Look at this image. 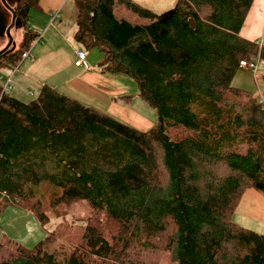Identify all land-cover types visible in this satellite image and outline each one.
Returning a JSON list of instances; mask_svg holds the SVG:
<instances>
[{
  "label": "trees",
  "instance_id": "obj_1",
  "mask_svg": "<svg viewBox=\"0 0 264 264\" xmlns=\"http://www.w3.org/2000/svg\"><path fill=\"white\" fill-rule=\"evenodd\" d=\"M253 3L175 0L159 21L134 0H76L74 39L101 51L102 73L129 75L157 119L139 129L47 84L27 103L0 94V214L15 204L46 228L33 247L0 240V264H146L151 251L264 264V235L233 219L247 189L264 195V106L232 84L241 60L264 63V43L242 35ZM13 4L23 40L0 72L39 37L37 0Z\"/></svg>",
  "mask_w": 264,
  "mask_h": 264
},
{
  "label": "rangeland",
  "instance_id": "obj_2",
  "mask_svg": "<svg viewBox=\"0 0 264 264\" xmlns=\"http://www.w3.org/2000/svg\"><path fill=\"white\" fill-rule=\"evenodd\" d=\"M142 4H145L157 11L160 10V4L155 0H135ZM2 5V3H0ZM4 8V6L2 5ZM47 4L43 2L42 14L34 13L32 10L29 14L27 25L32 26L41 35L42 43L37 39L30 48V58L25 59L18 70V73L12 77V90L9 94L18 98L22 102H29L38 97L41 87L47 84L61 93L67 94L81 101L82 103L92 106L101 112H106L114 117L128 122L139 129L146 130L156 122L157 114L156 110L142 100L137 94L136 82L127 74L116 73H100L108 81L104 82L100 86L87 84L82 81L79 85L78 81L73 80L72 72L69 69V57L68 47L70 40L75 46L81 47L87 54H90V58L93 61V69L98 67L99 59L102 57V53L97 48L86 49L78 44L74 39L75 19L77 15V7L74 0H68L66 6L59 11V18L62 22V27H59V18L51 19L49 10L46 9ZM2 10L5 12L6 21L10 22L11 13L5 8ZM115 17L117 19L126 18L130 21H145L138 18L135 14L127 9L115 8ZM39 16L41 26L34 23V16ZM264 17V15H263ZM23 28H12L11 35L13 41H15L16 49H19L23 40ZM64 35L63 40L59 37V34ZM46 36H51L47 39ZM259 40L264 43V19L263 30L257 36ZM69 38V39H68ZM6 35L0 36V50L7 42ZM35 58L34 63L30 64ZM61 63L64 65V70L61 73L56 65ZM30 64L26 68V65ZM9 68L1 70L2 73L8 74ZM258 70V71H257ZM256 73L254 74L250 69L240 68L232 79V84L237 87H241L247 91L254 93L258 88L264 91V81H260L259 73L264 72V63L260 62L257 66ZM258 74V75H257ZM26 75V76H24ZM256 79V81H255ZM257 82V83H255ZM53 85V86H52ZM258 85V86H257ZM56 86V87H54ZM74 87H76L74 89ZM16 90H21V94H17ZM27 210L15 204L8 205L0 214V240H13L19 242L25 247H33L40 239L45 236L46 228L42 226L39 220L29 214ZM79 212V213H78ZM79 215H86V209L79 210ZM240 213L234 215V219L239 223L248 227L251 230H256L264 234V224L252 221L249 217H246L247 221L241 220ZM68 220H71L70 216H67ZM60 219H51L50 226L56 225ZM162 255L156 252H147L144 254L146 264H159Z\"/></svg>",
  "mask_w": 264,
  "mask_h": 264
},
{
  "label": "crops",
  "instance_id": "obj_3",
  "mask_svg": "<svg viewBox=\"0 0 264 264\" xmlns=\"http://www.w3.org/2000/svg\"><path fill=\"white\" fill-rule=\"evenodd\" d=\"M155 1H158L159 4H160V6H159L160 7V10L159 11H157L155 9H152L151 7H148L145 4H142V3L138 2V1H136V2L140 3L141 5H143L145 7L151 8L153 11H155L157 13H161L164 10H166L167 8H169L171 6V4L175 0H155ZM13 2H16V1H11V0L8 1L9 5H11V6L14 5ZM43 2H45L47 4L46 9L49 10V13H52L54 11L63 9L66 6V3H68V0H37V4H38L39 8L38 9L31 8L29 10V12H28V17L30 15L29 13L32 10L35 11L34 13L42 14V12H44L43 11ZM74 3L76 4V0H74ZM0 6H2V5H0ZM263 15H264V0H254V3H253V5H252V7H251V9L249 11V14H248V16H247V18L245 20V23L243 25V28H242V35L244 37H246L248 39L257 40V41L261 42V44H262V41L259 40V38L257 36L263 30V19H264ZM50 16H51V14H50ZM58 16H59V13H58ZM58 16L55 17V18H59ZM33 18H34V23L36 25H38V26H41V23L40 22H38V23L36 22V20H39L38 19L39 16L35 15ZM54 19H53V21H54ZM10 20H11V18H10ZM9 23L10 22L7 21V24H9ZM58 23H59L58 26L59 27H62L63 24H62L60 18L58 20ZM28 28H30L32 31H36L37 32V30L35 28H33L32 26H30V25H28ZM75 31H76V23H75L74 34H75ZM46 37H47V39H50L51 36L50 37L49 36H46ZM59 37L63 40L64 35L62 33H60L59 34ZM40 38H41V36H40ZM40 38H38V39L42 43V40ZM65 41H68L69 44H70V47H68V57H69V63H70V68L69 69L72 72V77H74L73 80L78 81L79 82V85H80V83L82 81H85L87 84H92V85H95V86H100L104 82L108 81L103 75H101V74L98 73V72L102 73L101 70H100V68H99V66L96 67L95 70L90 71L91 69H93V61L90 58V54H87L86 52H85L86 53V62H85V65H83V66H76L74 64V59L76 57L75 51L76 50H83V49L81 47H79V46H75L70 40H65ZM33 43H32V45H33ZM78 44H80V43H78ZM35 60H37V58H35L30 64L34 63ZM30 64L26 65V68L24 70H27V67ZM56 68L62 73L63 70H64V65H62L61 63H58L56 65ZM241 68L242 69H248L247 67H243V66ZM24 76H26V75H24ZM259 79H260V81H264V72L261 71L259 73ZM255 81H256V79H255ZM255 83H257V82H255ZM54 87H56V86H54ZM75 88L76 87H74V89ZM12 89L13 88H11V90ZM259 92H262V91L258 88L257 93H256V91L254 93L258 94ZM16 93L17 94H21L22 92H21V90H16ZM236 213H240V214L244 215V216H241L240 217L241 220H243V221H247L246 220V217H249V219L252 220V221H248L249 223L250 222H257V221H259V222H261V223L264 224V195L262 193H260L259 191H256L254 189H247L244 192V194H243V196H242V198H241V200L239 202V205H238L237 209L235 210L234 215ZM233 219H234V216H233ZM234 221L236 223H238L239 225L242 226V224L239 223L238 221H236L235 219H234ZM243 227H244V225H243ZM245 228H248V227H245ZM253 231L258 232V231L254 230V229H253ZM258 233L263 234L262 232H258Z\"/></svg>",
  "mask_w": 264,
  "mask_h": 264
},
{
  "label": "built area",
  "instance_id": "obj_4",
  "mask_svg": "<svg viewBox=\"0 0 264 264\" xmlns=\"http://www.w3.org/2000/svg\"><path fill=\"white\" fill-rule=\"evenodd\" d=\"M59 11H54L51 13V19L53 20L55 17L58 16ZM41 35H39L38 38H40ZM37 38V39H38ZM259 42V41H258ZM259 44H261V42H259ZM30 48L25 49L22 51L20 58L18 59V61L16 62V64H14L13 66H11L9 68L10 73L8 74H4L2 72H0V83H1V92L0 94H9V91L12 88L11 82H12V77L13 75L18 73L19 67L21 65V63L25 60L28 59L30 57ZM75 59H74V64L76 66H83L85 65L86 62V53L84 50H76L75 51ZM240 65L243 67H247L248 69L252 70L254 73L256 72L257 66H258V60L253 58L252 60H241L240 61ZM258 100L259 102L264 106V93L263 92H259L258 93Z\"/></svg>",
  "mask_w": 264,
  "mask_h": 264
},
{
  "label": "water",
  "instance_id": "obj_5",
  "mask_svg": "<svg viewBox=\"0 0 264 264\" xmlns=\"http://www.w3.org/2000/svg\"><path fill=\"white\" fill-rule=\"evenodd\" d=\"M8 1L10 0H0L2 5L6 10H8L11 13V20L10 23L7 24L5 12L2 10V6H0V36L6 35L7 37V43L6 45L0 50V54H7L9 52H12L15 47V41H13V37L11 35V29L12 28H21L22 23L20 21V18L16 15L15 9L13 6L9 5ZM11 1H18V0H11ZM174 9L170 8L168 10H165L158 14L159 21H164L168 17H170L173 13ZM187 22L191 28H195L197 26L194 18L190 16L187 19Z\"/></svg>",
  "mask_w": 264,
  "mask_h": 264
},
{
  "label": "bare ground",
  "instance_id": "obj_6",
  "mask_svg": "<svg viewBox=\"0 0 264 264\" xmlns=\"http://www.w3.org/2000/svg\"><path fill=\"white\" fill-rule=\"evenodd\" d=\"M3 8V7H2ZM4 9V8H3ZM56 19V18H55ZM30 58V57H29Z\"/></svg>",
  "mask_w": 264,
  "mask_h": 264
},
{
  "label": "flooded vegetation",
  "instance_id": "obj_7",
  "mask_svg": "<svg viewBox=\"0 0 264 264\" xmlns=\"http://www.w3.org/2000/svg\"><path fill=\"white\" fill-rule=\"evenodd\" d=\"M16 48V47H15Z\"/></svg>",
  "mask_w": 264,
  "mask_h": 264
}]
</instances>
